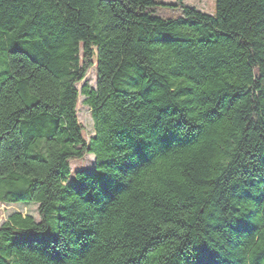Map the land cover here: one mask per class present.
I'll use <instances>...</instances> for the list:
<instances>
[{
	"label": "trees",
	"instance_id": "obj_1",
	"mask_svg": "<svg viewBox=\"0 0 264 264\" xmlns=\"http://www.w3.org/2000/svg\"><path fill=\"white\" fill-rule=\"evenodd\" d=\"M24 201L0 264H264V0H0V203Z\"/></svg>",
	"mask_w": 264,
	"mask_h": 264
},
{
	"label": "rangeland",
	"instance_id": "obj_2",
	"mask_svg": "<svg viewBox=\"0 0 264 264\" xmlns=\"http://www.w3.org/2000/svg\"><path fill=\"white\" fill-rule=\"evenodd\" d=\"M163 3H178L182 2L185 5L193 6L196 9L212 15L214 12L215 0H158ZM95 62V61H94ZM96 74L95 66L88 69L85 77L76 84V88L79 91L76 111L77 119L82 127L83 138L88 141L94 135L93 121L90 113V108L84 103L85 96L80 92L83 85L95 87ZM70 176L67 178L68 181L74 179L75 172L85 170L93 172L94 170V155L92 153L85 154L81 159L70 160ZM18 212L23 215L29 214L39 220L37 212V204L33 202H18V203H0V226L6 221L8 215L11 213Z\"/></svg>",
	"mask_w": 264,
	"mask_h": 264
}]
</instances>
